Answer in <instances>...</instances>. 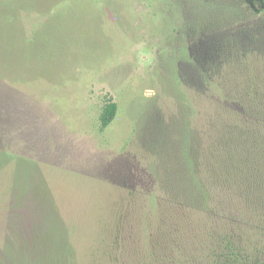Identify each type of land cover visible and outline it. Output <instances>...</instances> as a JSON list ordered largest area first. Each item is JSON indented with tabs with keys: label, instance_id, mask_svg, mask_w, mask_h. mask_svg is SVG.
Instances as JSON below:
<instances>
[{
	"label": "rangeland",
	"instance_id": "374dc122",
	"mask_svg": "<svg viewBox=\"0 0 264 264\" xmlns=\"http://www.w3.org/2000/svg\"><path fill=\"white\" fill-rule=\"evenodd\" d=\"M168 7L0 0V264H264V13Z\"/></svg>",
	"mask_w": 264,
	"mask_h": 264
},
{
	"label": "trees",
	"instance_id": "16d2710c",
	"mask_svg": "<svg viewBox=\"0 0 264 264\" xmlns=\"http://www.w3.org/2000/svg\"><path fill=\"white\" fill-rule=\"evenodd\" d=\"M158 2H163L169 6V12L167 16L170 19L171 25H175V30L177 34H180V40L176 39L179 44L173 48V55L178 57L179 60H185L189 56L187 40L190 35L198 34L203 32H208L209 30H220L228 25L234 24L236 19H241V17L246 18V15L249 17L252 15H258L264 13V0H259L262 4L260 7H256L255 1L249 2L250 5L243 6V2H238V0H157ZM182 14V18L180 17ZM179 16V17H178ZM186 18L187 21L183 22L177 29L178 18ZM183 26V27H182ZM180 30L181 33H180ZM253 29L246 27L242 33L247 34V38H251L252 44L248 48L244 49L246 53H261V46L263 45V40L258 36L259 34L253 35ZM170 31V30H169ZM172 31V32H173ZM234 27H232L226 32L227 38L222 41V44L219 46V49L223 52L227 51L226 58H230L233 54V58L237 55H240L238 49L239 43L236 39L231 37L232 33H235ZM228 33V34H227ZM173 41V40H172ZM175 42L174 44L178 43ZM262 41V43H261ZM239 44V45H238ZM230 53V55H229ZM229 55V56H228ZM240 57V56H237ZM230 59H228L229 61ZM118 112V105L114 102H109L102 113L101 122L102 127L107 128L116 118ZM3 158L2 156H0ZM2 161V160H0ZM1 163V162H0ZM235 264V263H234Z\"/></svg>",
	"mask_w": 264,
	"mask_h": 264
}]
</instances>
